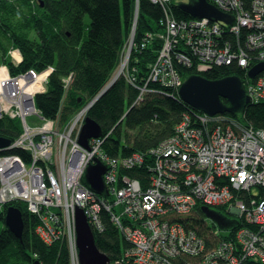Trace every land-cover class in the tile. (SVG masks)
Returning <instances> with one entry per match:
<instances>
[{"label":"built area","instance_id":"built-area-1","mask_svg":"<svg viewBox=\"0 0 264 264\" xmlns=\"http://www.w3.org/2000/svg\"><path fill=\"white\" fill-rule=\"evenodd\" d=\"M151 1L163 9V28L144 74L146 88L148 81L157 82L172 88L175 97L184 80L181 67L203 75L213 66H235L244 73L251 101H264V68L247 79L253 65L264 63V0H208L232 16L229 23L207 17L177 19L167 6L170 0ZM132 37L127 39L129 46L135 43ZM151 38L146 34L138 45L144 49ZM118 68L117 75L123 74L130 83L128 75L135 67ZM52 71L49 65L11 74L0 64V117L16 118L21 125L19 136L3 150L21 148L29 153L27 160L15 153L0 154V205L24 201L38 217L36 235L46 245L62 243L68 264H80L76 207L83 210L92 231L103 229L101 210L109 212L129 242L116 263L178 264L184 256L193 260L183 264H264V130L243 126L228 114L211 116L190 108L173 133L146 153L150 163L141 152L111 156L102 148L106 135L89 138L87 147L77 140L88 104L63 126L59 117L42 116L35 95L46 91ZM70 80L71 75L64 78L65 87ZM96 160L105 165L106 196L83 182L87 166ZM141 166L148 168L145 179L123 172ZM199 204L224 205L225 216L243 224L225 238L204 218L218 238L206 247L200 234L176 220Z\"/></svg>","mask_w":264,"mask_h":264},{"label":"trees","instance_id":"trees-1","mask_svg":"<svg viewBox=\"0 0 264 264\" xmlns=\"http://www.w3.org/2000/svg\"><path fill=\"white\" fill-rule=\"evenodd\" d=\"M179 1L167 3L173 16L177 19L192 17L177 6ZM134 11L137 12L134 42L139 44L148 33L152 36L148 45L136 52L133 61L134 72L144 75L161 43L163 9L158 3L151 0H0L1 62L7 65L11 74L29 68L41 71L53 66L46 91L35 95L36 107L45 118L59 117V125L63 126L77 110L88 104L85 117L100 126L102 134L106 135L102 148L111 156L123 157L133 152L146 154L168 138L182 113L192 108L178 92L174 97L172 88L148 81L147 90L141 94L124 79L123 74L117 75ZM85 14L90 17L87 28ZM13 47L21 54V61L17 64L7 56L8 49ZM180 72L185 77L195 71L191 67H181ZM233 74L244 76L238 67L224 65L203 73L209 79ZM70 75L71 80L65 87L64 78ZM222 100L225 102L224 98ZM233 118L243 126L264 129V101L247 103L241 114ZM20 133L18 119L0 118V136L11 142ZM14 153L25 160L29 158V153L21 148L0 150V154ZM145 156L150 163V155ZM123 172L138 179L148 176L145 166ZM9 205L22 212L21 240L4 224L5 210ZM201 206L199 204L194 212L178 216L176 220L193 228L209 247L218 238L210 233L213 226L204 220ZM214 208L227 212L224 205ZM100 215L103 229L93 231L94 242L98 250L114 262L120 259L129 242L111 222L109 212L102 209ZM0 221V264H7L10 258L27 264H68L67 248L62 243L46 245L36 235L34 229L38 217L27 209L24 201L1 204ZM235 222L222 237L231 238L243 224L238 218ZM186 260L193 258L181 256L177 263L183 264Z\"/></svg>","mask_w":264,"mask_h":264},{"label":"water","instance_id":"water-1","mask_svg":"<svg viewBox=\"0 0 264 264\" xmlns=\"http://www.w3.org/2000/svg\"><path fill=\"white\" fill-rule=\"evenodd\" d=\"M177 6L192 17H207L212 20H222L227 23L232 16L220 11L208 0H187L177 2ZM264 68V63L253 65L247 72V79H252ZM179 97L192 107L193 110L207 115L228 114L235 116L241 114L247 103L252 102L246 94L243 78L238 75H226L217 79H209L202 74L192 73L185 76L177 90ZM227 100V103L222 100ZM102 135L100 126L90 117L86 116L78 133V142L88 146V140ZM10 140L0 136V149L6 148ZM105 165L99 160L89 164L83 175L84 184L94 192L103 196L107 189L103 182ZM201 212L205 218L212 220L222 230L233 228L236 218H228L216 209L202 205ZM76 242L80 264H122L111 262L110 259L95 245L93 231L88 220L79 207L74 210ZM4 224L9 231L21 240L24 227L22 212L19 208L9 205L6 207Z\"/></svg>","mask_w":264,"mask_h":264},{"label":"bare ground","instance_id":"bare-ground-1","mask_svg":"<svg viewBox=\"0 0 264 264\" xmlns=\"http://www.w3.org/2000/svg\"><path fill=\"white\" fill-rule=\"evenodd\" d=\"M128 40L125 42V44L122 47V51L120 54V59L118 62V66H126L128 68H133L135 65L133 64V61L136 59L137 55L136 52L140 49H142L138 44L134 43L131 46L128 45ZM15 55L19 58L18 54L15 52ZM216 66H213V68ZM128 80L130 84L136 88L141 94L147 90V88L144 86L145 77L144 75H138L136 72H133L128 75ZM148 87V84H147ZM181 120V118H180ZM179 120V122H180ZM177 122L175 126L179 123ZM174 126V128H175ZM264 130L263 128H260ZM192 228L186 227V230H190Z\"/></svg>","mask_w":264,"mask_h":264},{"label":"rangeland","instance_id":"rangeland-1","mask_svg":"<svg viewBox=\"0 0 264 264\" xmlns=\"http://www.w3.org/2000/svg\"><path fill=\"white\" fill-rule=\"evenodd\" d=\"M177 1H179V0H177ZM182 1H187V0H182ZM84 22H85V27L87 28V26L89 25V22H90V17H89L88 14H85V16H84ZM133 22H134V24H133V27H132V28H134V27L136 26V23H137V12H135V11H134V13H133ZM131 26H132V25H131ZM86 28H85V29H86ZM134 32H135V28H134L133 30H130L129 35H128V40H129V39H130V40L133 39V37L131 38V36L134 35V34H133ZM85 33H86V30H85ZM118 70H119V68H118ZM32 120H33V118L30 117V118L28 119L29 123H31ZM195 210H196V209H194L193 212H194ZM218 211H219L221 214H223V215L226 214V212L224 213V212L221 211V210H218ZM229 218H230V217H229ZM206 221H207L211 226H213L216 230H218L221 234L226 233L224 230L219 229V228L215 225V223H214L212 220H210L209 218H206ZM1 227H2V222L0 221V229H1ZM7 264H27V263L24 262V261H21V260H17L16 258H10V259L8 260Z\"/></svg>","mask_w":264,"mask_h":264},{"label":"crops","instance_id":"crops-1","mask_svg":"<svg viewBox=\"0 0 264 264\" xmlns=\"http://www.w3.org/2000/svg\"><path fill=\"white\" fill-rule=\"evenodd\" d=\"M15 48H9L8 51H7V56L10 57L11 61L14 63V64H17L21 61V54H20V51H14ZM13 50L12 53H10V51ZM15 52L18 54L19 58L15 55ZM1 57V56H0ZM1 59V58H0ZM0 64H4L1 62L0 60ZM3 117V116H2ZM0 117V118H2ZM8 117V116H7ZM10 118V117H9ZM12 119H16V118H12ZM20 124V122H19ZM20 128H21V125H20ZM1 151H4L3 149H0Z\"/></svg>","mask_w":264,"mask_h":264},{"label":"flooded vegetation","instance_id":"flooded-vegetation-1","mask_svg":"<svg viewBox=\"0 0 264 264\" xmlns=\"http://www.w3.org/2000/svg\"><path fill=\"white\" fill-rule=\"evenodd\" d=\"M225 102L227 103V100L225 99ZM214 209H216V208H214ZM217 211H218V209H216Z\"/></svg>","mask_w":264,"mask_h":264}]
</instances>
